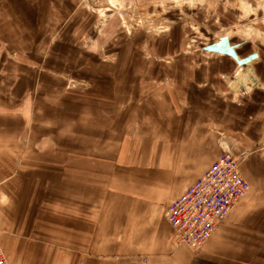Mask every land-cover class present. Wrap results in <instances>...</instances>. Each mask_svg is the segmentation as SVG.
<instances>
[{
  "label": "crops",
  "instance_id": "obj_1",
  "mask_svg": "<svg viewBox=\"0 0 264 264\" xmlns=\"http://www.w3.org/2000/svg\"><path fill=\"white\" fill-rule=\"evenodd\" d=\"M48 17L38 0H0V40L30 51L37 39L47 48ZM186 57L195 64L150 75L159 77L156 86L146 81L132 89L129 71H109L106 87L96 85L71 103V113L62 112L54 137L48 130L25 139L18 118L3 122L0 114V247L7 264H245L244 254H259L264 58L240 82L228 76L225 59L208 68L196 66V55ZM9 68L0 110L18 107L21 70ZM165 75L171 87L161 84ZM228 89L244 94L240 104ZM250 144L259 148L241 169L246 196L198 253L175 247L166 209L222 154Z\"/></svg>",
  "mask_w": 264,
  "mask_h": 264
},
{
  "label": "rangeland",
  "instance_id": "obj_2",
  "mask_svg": "<svg viewBox=\"0 0 264 264\" xmlns=\"http://www.w3.org/2000/svg\"><path fill=\"white\" fill-rule=\"evenodd\" d=\"M38 1L51 16L45 18L43 31L48 47L37 41L36 33L32 40L37 44L30 51L0 40V85L6 86L4 73L10 72L12 64H19L21 70L18 107L4 106L0 114L3 122L15 121L16 116L25 139L33 134L45 136L48 130L52 137L59 134L62 112L71 113V103L96 85L106 87L109 71L111 76L129 71L132 89L146 81L156 86L159 77H150L155 71L193 65L185 59L196 55L198 67L209 68L217 58L225 59L228 76L243 82L251 66L264 58V0ZM44 81L50 89L41 90ZM161 84L171 87L172 81L165 75ZM228 92L229 100L240 104L244 94ZM5 103L10 104V99L5 98ZM258 146L229 149L239 160L244 179L242 166ZM255 261L264 264V246L258 255L244 254L245 264Z\"/></svg>",
  "mask_w": 264,
  "mask_h": 264
},
{
  "label": "built area",
  "instance_id": "obj_3",
  "mask_svg": "<svg viewBox=\"0 0 264 264\" xmlns=\"http://www.w3.org/2000/svg\"><path fill=\"white\" fill-rule=\"evenodd\" d=\"M248 191L239 160L232 154H222L166 209L174 246L199 252ZM0 264H7L1 247Z\"/></svg>",
  "mask_w": 264,
  "mask_h": 264
}]
</instances>
